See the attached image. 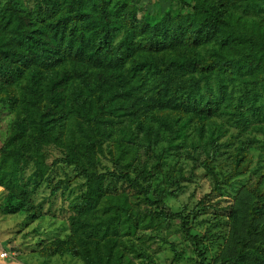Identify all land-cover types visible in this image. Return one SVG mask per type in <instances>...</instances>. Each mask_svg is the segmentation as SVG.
<instances>
[{
  "label": "trees",
  "instance_id": "trees-1",
  "mask_svg": "<svg viewBox=\"0 0 264 264\" xmlns=\"http://www.w3.org/2000/svg\"><path fill=\"white\" fill-rule=\"evenodd\" d=\"M168 1L150 11L130 0H0V213L43 216L31 196L55 163L46 147L82 179L67 233L39 239L38 256L157 264L153 239L167 242L174 223L204 264L207 239L191 224L204 200L188 212L166 205L184 181L180 158L218 190L247 170L251 146L264 154V0ZM227 150L232 171L219 181L214 161ZM227 211L213 261L264 264V173Z\"/></svg>",
  "mask_w": 264,
  "mask_h": 264
},
{
  "label": "rangeland",
  "instance_id": "rangeland-1",
  "mask_svg": "<svg viewBox=\"0 0 264 264\" xmlns=\"http://www.w3.org/2000/svg\"><path fill=\"white\" fill-rule=\"evenodd\" d=\"M5 1V0H1ZM136 2L142 9L150 10L154 8H165L168 0H130ZM19 4L24 6L26 0H19ZM9 116L0 115V142L6 133ZM230 131L239 133L240 128L231 123ZM234 126V127H233ZM241 132V131H240ZM242 133V132H241ZM249 136H261L260 133L250 131ZM230 150L217 157L214 161L216 178L221 181L231 173ZM46 162H55L49 180L37 188L32 194V200L42 210L43 216L30 222L24 213L2 214L0 213V239H7V242L14 247V254L9 259H19L24 264H82L78 259L71 257L53 256L43 258L38 256L39 239L45 241L54 237H63L67 233V217L70 214V202L81 190L82 179L76 171L68 167H63L60 162L61 152L49 146L45 148ZM108 156H102V163L105 167H110ZM144 158V156H142ZM248 162L247 170L236 176L227 178L218 190H213L214 179L208 175L202 167H192L188 160L180 158L178 166L184 180L181 182V189L172 197L166 199L167 207L172 211L188 212L193 210L195 205L204 200L203 208L196 212L191 220L192 233L199 238L205 236L207 240L202 242V250L205 253L204 264H219L213 261L214 257L223 246V237L229 231L227 222V209L234 202V198L242 193L246 185H252L260 173H264V154H261L256 146H251L246 156ZM31 172V168L26 170L25 176ZM58 183L59 188L54 195H50L52 187ZM120 185L118 184V187ZM3 194L0 188V198ZM207 195V199H204ZM175 224L167 228L168 231L162 233L167 242L153 239L152 254L157 264H201L200 258L195 253L194 245L191 241H186L180 233L174 230ZM152 232V231H150ZM202 241V240H201ZM200 247V248H201ZM0 251L9 252V247L3 242L0 243ZM173 257H175L173 259Z\"/></svg>",
  "mask_w": 264,
  "mask_h": 264
},
{
  "label": "crops",
  "instance_id": "crops-1",
  "mask_svg": "<svg viewBox=\"0 0 264 264\" xmlns=\"http://www.w3.org/2000/svg\"><path fill=\"white\" fill-rule=\"evenodd\" d=\"M3 242L9 247L10 251L7 252L6 257H0V264H24L19 259H16V258L15 259H9V257L14 254V251H15L14 247L10 243L7 242L6 238L4 240L0 239V243H3ZM1 252L2 251H0V253Z\"/></svg>",
  "mask_w": 264,
  "mask_h": 264
},
{
  "label": "built area",
  "instance_id": "built-area-1",
  "mask_svg": "<svg viewBox=\"0 0 264 264\" xmlns=\"http://www.w3.org/2000/svg\"><path fill=\"white\" fill-rule=\"evenodd\" d=\"M7 256V252L6 251H2L1 253H0V257H6Z\"/></svg>",
  "mask_w": 264,
  "mask_h": 264
}]
</instances>
